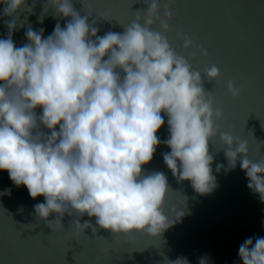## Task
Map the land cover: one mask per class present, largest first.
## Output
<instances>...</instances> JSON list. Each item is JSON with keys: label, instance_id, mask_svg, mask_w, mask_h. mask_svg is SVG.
<instances>
[{"label": "clouds", "instance_id": "clouds-1", "mask_svg": "<svg viewBox=\"0 0 264 264\" xmlns=\"http://www.w3.org/2000/svg\"><path fill=\"white\" fill-rule=\"evenodd\" d=\"M173 2L166 0L161 19L160 0H149L123 33L98 36L97 21L90 23V14L81 15L72 0H46L38 23L48 5L53 18L70 19L46 38L43 28L29 26L28 42L17 47L13 33L26 23L20 15L31 14L35 0L31 6L27 0H0V15L11 18L4 21L7 37L0 39V171L16 187L25 186L31 198L44 197L34 212L47 225L76 213L75 225L94 234L90 221L80 222L85 214L113 235L161 236L171 226L163 211L170 187L163 172L142 168L162 142L157 132L164 116L169 135L163 143L171 151L163 160L178 181H190L201 195L217 187L209 144L219 134L228 169L239 158L248 188L264 202V159L250 160L247 141L219 132L215 124L223 112L213 108L203 85L217 80L220 69L205 67L202 76L165 35ZM80 3L92 6L91 0ZM156 21L160 30L151 27ZM177 35L184 49L193 48L190 37ZM198 51L208 54L203 47ZM227 88L234 98L241 94L233 81ZM222 167L217 164L216 171ZM239 257L243 264H264V237L246 239ZM168 264L189 261L179 257Z\"/></svg>", "mask_w": 264, "mask_h": 264}, {"label": "water", "instance_id": "water-1", "mask_svg": "<svg viewBox=\"0 0 264 264\" xmlns=\"http://www.w3.org/2000/svg\"><path fill=\"white\" fill-rule=\"evenodd\" d=\"M27 2L31 6L34 0ZM72 2L81 15L90 14V23L97 21V35L104 36L108 31L123 33L136 19V12L146 10L149 0H91L90 8L82 7L80 0ZM44 3L46 0H35L31 14L21 13L20 21L26 23L13 33L17 47L28 42L25 32L29 26L43 28L46 38L57 23L64 27L70 19L53 18L48 5L44 22L38 23ZM165 3L160 0L161 19ZM3 7L0 3V12ZM171 7L174 15L165 35L173 49L202 76L205 67L214 64L220 69L217 80L205 79L203 85L211 92L213 108L223 112V118L215 121L219 132L246 140L247 156L253 162L264 159V0H174ZM8 19L0 15V39L7 37L4 21ZM151 27L160 30L159 21ZM178 33L190 37L193 48L184 49ZM200 47L207 56L198 51ZM193 51L195 57L190 55ZM229 81L241 89L238 97L228 92ZM36 111L39 114L42 109ZM164 120L157 132L162 142L142 168L146 173L163 172L170 187L163 211L171 226L161 236L143 231L113 235L99 228L95 217L85 214L80 222L90 221L97 228L94 234L92 228L75 225L76 213L47 225L34 212V205L44 202V197L31 198L25 186L16 187L7 171H0V192L11 189L10 196H0V264H168L179 257L189 264H199L200 258H206V264H243L240 245L248 238L264 237V202L248 188L239 158L235 168L228 169L226 146L219 134L209 144L217 187L201 195L190 181H178L163 160L162 154L171 151L163 143L169 135L166 116ZM217 164L224 166L219 172Z\"/></svg>", "mask_w": 264, "mask_h": 264}]
</instances>
